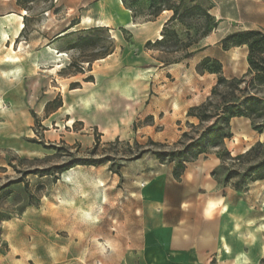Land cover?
<instances>
[{
  "label": "rangeland",
  "instance_id": "rangeland-1",
  "mask_svg": "<svg viewBox=\"0 0 264 264\" xmlns=\"http://www.w3.org/2000/svg\"><path fill=\"white\" fill-rule=\"evenodd\" d=\"M125 2L0 0V80L20 84L28 104L23 112L8 111L5 99L0 104V264H174L180 244L173 241L179 243L181 231L188 232L185 243L196 245L202 227L193 217L180 221L183 184L180 178L166 177L174 163H162L154 153L181 145H152L143 137L106 142L94 127L72 119L70 112L50 117L62 105V89L92 86L108 68L105 59L110 54L117 51L120 57L133 48L135 27L166 13L160 11L164 6L159 1ZM210 5V0H183L177 6V18L169 21L170 17L157 38L144 46L158 61L156 66L179 62L211 28L213 22L196 8ZM84 18L92 23L83 24ZM98 20L107 25L99 26ZM160 34L165 38L155 44ZM16 58L19 61L13 62ZM228 90L226 84L219 88ZM249 92L264 98V84L250 86ZM227 141L207 153L218 156L225 147L233 157L244 154L264 143V131H256L251 121L250 130L242 129ZM147 148L141 160L134 158ZM261 159L264 146L239 160L220 162L208 175L211 190L205 184L199 188L203 200L226 198L227 216L234 223L239 219L246 248L264 242V179L252 180ZM71 164L75 166L62 170ZM158 176L163 178L162 188L152 186ZM237 181L242 182L239 189ZM162 194L172 198L175 210L167 208L157 221V211L168 207L156 199ZM53 210L60 214L53 216ZM37 237L42 241L35 244ZM48 240L57 246L48 247ZM221 260L217 253L202 264Z\"/></svg>",
  "mask_w": 264,
  "mask_h": 264
},
{
  "label": "crops",
  "instance_id": "crops-1",
  "mask_svg": "<svg viewBox=\"0 0 264 264\" xmlns=\"http://www.w3.org/2000/svg\"><path fill=\"white\" fill-rule=\"evenodd\" d=\"M210 1L209 13L215 18L217 26L194 44L190 56L179 62L156 66L158 61L152 57V52L144 48L146 42L157 38L173 15L171 10H166L156 20L132 30L133 48L120 57H117V51L110 54L105 59L109 60L108 68L104 69L106 71L101 73L96 83H91L92 86L84 85L68 91L59 89L62 105L50 117L61 111L70 112L72 119L94 127L100 139L106 142L135 137L163 143L178 142L182 134L191 129L189 125H200L199 118L188 115L189 109L204 103L218 82V73L200 69L202 62L208 58L217 60L222 65L223 76L227 79L240 78L250 70L248 46L242 44L225 48L223 40L236 31H264V0ZM14 82L11 79L0 80V104L3 102L4 105L5 99L8 111L23 112L28 107L26 91ZM207 124L204 123L203 127ZM230 125L232 134H237L242 129L250 130L251 120L244 116L233 117ZM227 142L226 139L225 144ZM202 156L204 158L201 159ZM195 162H188L180 177L183 187L178 210L180 221L193 217L196 225L202 228L197 232L194 246L185 243L187 231H181L179 243L174 239L173 244H180L179 255H173L179 260L174 264H202L217 253L222 257L221 264H260L264 260V242L246 248L239 232V219L234 223L235 220L227 216L226 198L215 195L203 200L199 192L203 184L208 191L211 190L213 181L208 179V175L213 167L220 164L219 157L216 153H203ZM140 173L143 174L142 171ZM166 177L176 180L173 170H169ZM161 180L163 178L152 186L162 188L164 185H159L162 184ZM156 199L162 201L164 207L168 206L162 213L157 211V221H161L167 208L175 210V202L164 194ZM209 200L220 202L209 211Z\"/></svg>",
  "mask_w": 264,
  "mask_h": 264
},
{
  "label": "trees",
  "instance_id": "trees-1",
  "mask_svg": "<svg viewBox=\"0 0 264 264\" xmlns=\"http://www.w3.org/2000/svg\"><path fill=\"white\" fill-rule=\"evenodd\" d=\"M154 2H160V11L171 10L173 15L169 21H173L178 16V5L183 1L175 0H153ZM123 3L126 4L125 0ZM175 3V4H174ZM178 4V5H177ZM168 5V7H165ZM204 12L208 20L212 21L211 28L205 32L206 35L214 27L217 26L215 18L209 13V7H196ZM167 22V24L169 23ZM165 26L163 27V29ZM203 35V36H204ZM158 39L155 41L159 43L164 40ZM199 41V40H198ZM198 41L194 42L197 43ZM246 44L248 46V62L250 65L249 73L240 77L227 79L222 75V65L219 61L213 59H205L200 69L208 70L210 72L218 73V82L213 87L211 96L202 104L194 106L189 109L188 115L196 116L200 120L199 126L190 125L191 130L185 131L182 137L177 142V145H181L178 149L159 150L155 151L157 158L162 162L174 163L173 174L175 178H180L186 169L188 162H191L198 158L201 154L207 153L208 149L212 147H223L225 140L232 136L230 120L233 117H248L254 124V129L259 133L264 131V98L252 94L249 92L250 86L264 84V31L259 29L253 30H241L229 34L224 40L223 45L225 48L230 46H240ZM192 52L188 51L184 58L190 56ZM250 76V80L247 78ZM224 84L229 88L228 91L219 92V88ZM79 84H76V88ZM218 100L215 101V98ZM204 123H208L203 127ZM192 132L197 133L193 135ZM119 140V139H117ZM150 144L164 146L163 144L149 139ZM264 146V143L258 142L249 148L244 154H239L233 157L231 152L223 148L222 152L218 154L222 165L226 164L227 160L236 161L243 158L245 155L254 153L257 148ZM150 149H143L134 157L140 158L143 154L149 152ZM102 160H97L101 162ZM80 164L83 161H78ZM94 163L95 161H89ZM75 164L67 165L63 167V171L72 168ZM260 171L252 180L264 179V159H261L254 166ZM231 178V175L227 177V180ZM242 182H236V188H241Z\"/></svg>",
  "mask_w": 264,
  "mask_h": 264
},
{
  "label": "bare ground",
  "instance_id": "bare-ground-1",
  "mask_svg": "<svg viewBox=\"0 0 264 264\" xmlns=\"http://www.w3.org/2000/svg\"><path fill=\"white\" fill-rule=\"evenodd\" d=\"M120 2H121V0H119ZM23 13H26V11L25 10H23ZM14 14H12V16H13ZM9 17V16H8ZM87 17V16H86ZM6 18V17H5ZM10 18V17H9ZM12 20V19H11ZM11 23V22H10ZM82 23L83 24H90V23H92V20L90 19V18H84L83 20H82ZM96 24H99V26H106L107 24H106V22L105 21H103V20H98V21H96L95 22ZM23 28H24V24L22 23L21 24V26H20V30H22L23 31ZM4 33H6V32H4ZM21 33V32H20ZM19 34V33H18ZM17 37V36H16ZM162 38V34H160V38L159 39H161ZM18 39V38H17ZM8 41V40H7ZM14 43V42H13ZM10 47H11V45H10ZM13 48V47H12ZM36 58V57H35ZM13 62L14 61H19L17 58L16 59H14V60H12ZM219 200H209V203H210V209H209V211L210 210H213L218 204H219ZM209 206V205H208ZM58 214H60L58 211H55V210H53V213H52V215L53 216H55V215H58ZM85 232V231H84ZM83 232V233H84ZM96 232V231H95ZM98 237V236H97ZM45 241H46V239H44ZM39 241H42L41 239H39L38 237L35 239V244H37V243H39ZM46 245L49 247H53V246H57V243L56 242H54L53 240H48L47 242H46ZM46 246V247H47ZM23 247H24V245H23ZM26 247V248H25ZM24 248L25 249H30V247H29V244H26V246H25ZM23 248V249H24ZM21 251V250H20ZM92 251V250H91ZM45 255L46 256H48V252H47V250H45ZM56 256V255H55ZM61 256V255H60ZM67 257V256H66ZM53 258V257H52ZM91 259V258H90ZM99 264H103L102 262H100Z\"/></svg>",
  "mask_w": 264,
  "mask_h": 264
}]
</instances>
